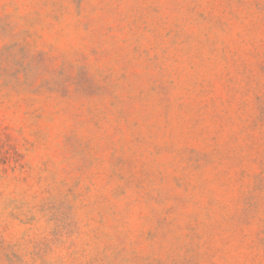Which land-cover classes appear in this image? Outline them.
Instances as JSON below:
<instances>
[{"label":"rangeland","instance_id":"rangeland-1","mask_svg":"<svg viewBox=\"0 0 264 264\" xmlns=\"http://www.w3.org/2000/svg\"><path fill=\"white\" fill-rule=\"evenodd\" d=\"M0 264H264V0H0Z\"/></svg>","mask_w":264,"mask_h":264}]
</instances>
